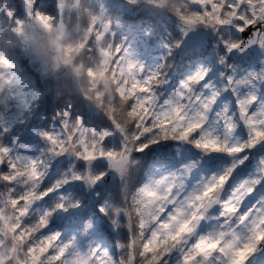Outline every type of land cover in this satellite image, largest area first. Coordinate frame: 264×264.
Returning <instances> with one entry per match:
<instances>
[{
    "label": "snow or ice",
    "instance_id": "6c2138e0",
    "mask_svg": "<svg viewBox=\"0 0 264 264\" xmlns=\"http://www.w3.org/2000/svg\"><path fill=\"white\" fill-rule=\"evenodd\" d=\"M165 2L171 3L172 0H151L150 5L146 3L142 5L141 0H125L129 12L135 11L140 15L156 18L176 17L180 23V36L171 43L164 45L168 49L169 55H171L172 50L184 46L188 47L192 55H195L197 48L201 46L206 47L210 44L216 49L218 63L225 68V71L220 73V76L225 80V90H230L237 96L234 101V108L238 109V115L225 113L223 119L218 120L215 131L209 128L206 121L211 118L210 109H213V103L219 95V91L200 95L195 90L200 84H203L205 89L210 88L207 82L209 69L205 67L181 80L179 90L176 92L177 99L166 104L162 110H157L152 103H145L148 114L143 119L142 126L148 130L141 132L140 128L136 127V121L132 122V127L137 133L135 139L126 140L120 145V150L127 153V161L122 166L115 167L111 161H107L108 168L112 172V180L103 191L95 192L98 212L104 218L101 226L103 227L105 223L107 225L104 236L110 242L113 241L114 237L115 240L110 251L107 248L95 246L88 248L89 251H94L90 264H95L97 256L103 258L102 254L111 257L113 264H117L122 259L121 245L129 240L132 229L123 215L121 219L114 216V208L123 206L120 180L122 178L127 179L130 187L134 190L143 188L145 184L136 186L139 183L140 175L139 156L151 146L169 140L187 141L204 153H226L233 157V161L221 174L213 175L198 191L185 198H174L175 189L173 185L167 183V178L156 181L157 184L165 185V198L157 202L160 205L157 223L165 228L170 226L171 230H175L176 225L182 220L189 227L184 230L183 235L176 243L158 252L153 264H166V262L172 264L173 256L177 257L176 264H234V256L240 257V264H264V204L244 210L240 206L244 194L236 193L235 190L226 199L218 197L232 169L247 159V156L244 155L245 150L251 149L257 144L264 147V104H261L257 110V104L264 100V95H262L264 94V12L261 11V8H264V0H207V2L205 0H187L186 6L181 7V14L160 8V5ZM85 6L90 9V5L85 4ZM214 7L219 9L218 15L220 17V22L215 24L209 22L205 15V13H213ZM155 9H159V11H154ZM185 10L193 13L197 19L203 17V21L201 23L193 22L192 16L184 14ZM34 12H42L54 18L57 15H62L63 9L59 0H50L49 3H45L44 0H12L11 8L0 4V13L10 18L13 16H31ZM51 13H55V15ZM226 13L234 14L225 19ZM109 24L110 21H107L106 28H109ZM201 27L210 29L214 39L211 41L206 38L201 39L198 36ZM224 29L228 30L227 37L223 32ZM105 35L107 36L108 32ZM112 42L116 49L112 63L115 64L117 60L123 57L121 63L130 61L136 67L144 69L138 74L141 91L137 92L136 95L139 97L151 96L152 101L155 97L153 86L162 82L163 74L146 71L142 62H134L129 58V50L126 47L114 39ZM232 56L247 57L249 60L255 57L260 67L242 71L239 65L229 61V57ZM24 58L28 60L26 57ZM30 64L35 69L34 76L40 89V95L32 101V104L36 106L35 111L41 109L46 111L47 106L43 104V101L50 98L57 105L54 115L59 118L55 121V129L44 130L39 133V137L46 142V147L42 151L47 155L58 157L66 154L72 148L77 160L83 162V167L77 169L73 166V170L68 171L63 182L80 183L84 185L85 190H91L98 181L105 178L106 172L100 171L93 175L87 170L92 153L89 152L87 156L82 155L79 145L75 143L77 135H72V143L68 141L67 136L72 132V129L69 127L65 131L66 122H75L78 126L85 128H89L86 126L89 124L107 125L104 128L98 126L90 128L94 135H99L98 143L101 149L105 138L111 136L113 130L117 132L119 130L115 128L109 118L105 119L106 115H101L91 104L84 103L87 98H83V100L74 99L79 104L77 114H73L67 109L61 111L59 103L62 102L63 97H57L52 80L31 62ZM135 71L134 68L133 72L135 73ZM13 92L4 99V104L0 106V110L6 113L15 111ZM133 103L134 100L129 99L128 107ZM32 104L28 108L30 114L32 113ZM241 121L247 128V138L235 144L231 143L229 137L234 134L237 124ZM20 126V122L16 121L9 127L6 121L5 126L0 128V140L6 138L9 144L19 143L16 128ZM220 127L223 128V135L219 132ZM120 135L123 137L124 133H120ZM98 158H103L102 151ZM260 163L261 177H264V158L261 159ZM43 164V159L27 160L25 164L31 175L39 177L38 180L32 182V189L37 194L35 200H43L53 191V188L39 190L42 177L40 168ZM194 164L195 162L184 165V169H190ZM20 167L19 160L12 158V151L9 146L0 143V182L8 185V188L13 191L18 185L12 174L17 173ZM20 179L22 188H27L28 184L23 183L22 177ZM258 182L259 180L256 179L252 181V184ZM248 191H252L251 186L248 187ZM12 199L16 201L17 209L25 203L23 199L16 196H12ZM35 200L29 201L27 207L22 209L25 215L20 217V223L17 225L15 233L19 234L25 226L33 229V232L29 233V239L21 245L22 252L34 251L37 244L45 239L55 241L56 246L48 248L38 262V264H44L48 257L56 254L58 246L72 244L73 241L71 239L63 240L60 232L44 234L49 229L48 213L31 223L26 222L29 205ZM81 204L80 199H75L66 204L64 197H61L55 208L67 212L69 208H80ZM213 204L220 207L219 231L201 234L197 231V226L203 219L205 211ZM83 223L85 232L93 227L90 219ZM125 226L128 229L126 233L123 231ZM151 227H155V225ZM148 234L147 231L144 233L145 238ZM3 243L8 244L10 240H4ZM66 257L67 253L60 259L53 261L52 264H62ZM148 257L151 258V254H148ZM11 261L12 258L9 257L5 264H11Z\"/></svg>",
    "mask_w": 264,
    "mask_h": 264
},
{
    "label": "trees",
    "instance_id": "16d2710c",
    "mask_svg": "<svg viewBox=\"0 0 264 264\" xmlns=\"http://www.w3.org/2000/svg\"><path fill=\"white\" fill-rule=\"evenodd\" d=\"M44 2L49 3L50 0H44ZM124 3L125 0H59V4L63 9V14L57 15L54 18L42 12H34L31 16H13L11 18L0 13V54H2L9 63L16 66L17 71L22 77L29 79L39 95L40 89L38 87V81L34 76L35 69L32 68L30 62L52 80L57 97H63L62 102L59 103V109L61 111L67 109L71 113L77 114L79 104L78 101H74V99L79 98L83 100V98H87V101H84V103L91 104L101 115H106L107 117H105V119L109 118L115 128L118 129L120 133H124L122 137L119 132L113 130V134L105 138L102 149L98 143V134L94 135L92 133V135L84 139L81 138L80 141L78 140L79 137H77L75 143L79 145V150L82 155L87 156L89 152L92 153L87 170L93 175L100 171H105L104 163L101 161V158H98L101 151L103 156L106 154L117 156L122 153L120 150L121 144L125 143L126 140L132 141L135 139L137 133L132 127L133 121H136V127H139L141 132L148 130L144 129L142 126V121L148 112L142 105L137 104L133 92L121 89L120 86L113 83L106 85L98 81L100 75L103 74L100 73L99 70V49L106 44L109 36H113L112 39L116 42L131 41V38H133V40L136 39L139 43L144 41L145 44L140 46L145 45L147 48L149 47L152 49L154 47V49H156L157 54L161 56L159 72L163 74L162 82L159 85H154L157 92H160L162 89L167 91L172 82L174 83L186 69H189L198 62L210 64L212 68L211 71L218 67L216 66L218 62L217 51L210 44L206 47L201 46L197 48L195 55H192L189 49H174L171 55L168 54V49H166L164 45L166 43H171L180 36V23L176 17L156 18L140 15L135 11L129 12L127 10V5ZM145 3L150 5L151 0H143L141 4L143 5ZM0 4L7 5L8 8H11L12 0H0ZM85 4L90 5V9L87 8ZM186 4L187 0H172L171 3H162L160 8H166L169 12L181 14V7L186 6ZM122 8H126L124 11V18L114 19L116 20L114 22L119 25V28H116L114 25H112V28H107L105 31V33L108 32L107 36L105 33L98 35V28H96L95 25H90L91 17L97 14L100 15L98 10L102 11V18L106 19V14L115 13ZM154 11L158 12L159 9H155ZM51 14L55 15V13ZM184 14L192 16L193 22L201 23L203 21V17L197 19L193 13L187 10H185ZM232 14L226 13L224 18L228 19ZM218 22H220V20ZM44 31L47 42H42L43 48H45L43 53L46 54L45 58H42L38 57L27 48L30 46V38H33L36 34H44ZM223 32L227 37L228 30L224 29ZM207 34L208 33L205 35ZM82 35H84V37H82ZM139 35H143V39H141ZM206 39L209 40V38ZM159 44L160 47L158 48ZM111 48L114 49L112 41ZM220 52L222 54L221 50ZM56 62L68 63L70 65L65 75L61 77L56 76ZM95 75L98 78H96ZM1 88L3 87H0V102L2 94L5 95L6 93V90ZM129 99L134 100V103L130 107H128L127 104ZM43 104L47 106V110L41 109L40 111H35L36 106L34 105L31 114H34L36 117H32L30 120L28 118L31 117V114L29 111H25V117L23 116V119L28 121H19L21 126L17 128V134L21 133V139L31 138L26 128L28 123L41 120V118L38 119V117L52 119L46 126L42 125L46 130H51V123L56 125L55 121L58 119V117L54 115L57 109L56 103L52 102L49 98L45 99ZM0 106H2L1 103ZM69 106L70 109L68 108ZM69 123L73 124L70 126L72 132L68 134L67 139L72 143L71 135L73 133L77 135L75 128H73L76 123L71 121H69ZM88 126H98L99 128L107 127L105 124H89ZM19 130L20 132L18 133ZM65 131H67V128ZM38 135L39 134L34 137L40 139ZM179 142L180 141L172 140L161 142L160 144L151 146L139 156L140 175L139 183L136 186L144 182L147 169L152 163L164 162L174 164L177 159H181L186 155L182 149L178 148L177 145ZM0 143L9 145L6 138L0 140ZM39 144L40 150L46 147V143L43 140H39ZM189 145L187 150L192 151L194 145ZM69 151L72 152L71 155L65 158L59 156L56 158V161L54 160V162L50 164L47 161L49 156L44 151H41L39 156L35 155V160H44V164L40 168L42 177L39 190L42 191L46 188H53V191L43 198L42 203L39 204L37 208L29 207L26 222L31 223L40 216L45 215V213H48L49 229L47 233H44L45 235L55 229H77L83 238V244L90 240L94 242L100 239L110 251L115 237L113 241L110 242L104 236V232L107 231V225L105 223L103 227L101 226L104 218L98 212V201L95 196V192L103 191L106 185H100L98 181L93 189L85 190L83 184L62 182L68 175V171L73 170V166L77 169L83 167V162L77 160L74 156V150L70 148ZM95 158L98 159L94 160ZM19 164L21 165L20 162ZM28 173L27 168L22 165L17 170V173H14V179L18 185L14 191L8 188V185L0 182V208H2L4 204H7L8 207H10V211L8 210L9 208L5 211L6 217L9 218L14 215L11 220L14 224L12 233L6 240L11 239V241L18 244L17 260L19 262H26L29 260L26 264H37L35 259L39 262L43 253L46 252L48 248L55 247L56 243L54 240H48L47 242L43 240L37 244L34 251L29 250L22 252L21 250V245L29 239V233L33 232V229L25 226L19 234L15 233V229L20 223V217L25 215L22 209L26 208V206L22 204L20 208L17 209L16 201L12 199V196L22 199L25 194L27 198L37 195L32 187L22 188V181L20 178L21 176H27ZM16 177L19 178L16 179ZM38 179L39 177L36 180ZM60 181L62 183H60ZM23 183L25 182L23 181ZM27 190L29 194L26 193ZM120 193L123 206H116L114 208V216L117 219H121L123 215L132 230L129 240L121 245L122 259L119 260L117 264H126L129 255L132 256L131 264H153L158 252L170 245L166 243L165 247H155V249L152 250L144 248V230H140L138 226L134 202L136 189H132L129 181L122 178L120 180ZM61 197H64V202L66 204L75 199H80L82 202L81 207L77 209L69 208L67 212L56 209L55 205L60 202ZM120 215L121 217H119ZM89 219L92 221L93 227L85 232L83 222ZM82 229L84 230L83 233L81 232ZM123 231L125 233L128 231L126 226L123 228ZM4 240L5 239L0 235V245H2L0 246V264H5V262L8 261L6 257L9 255V247H11L10 243L4 244ZM36 254L37 258L35 257ZM148 254H151V258L148 257ZM61 256L63 255L59 253L58 246L56 254L48 257L44 264H52L53 261L60 259Z\"/></svg>",
    "mask_w": 264,
    "mask_h": 264
},
{
    "label": "rangeland",
    "instance_id": "374dc122",
    "mask_svg": "<svg viewBox=\"0 0 264 264\" xmlns=\"http://www.w3.org/2000/svg\"><path fill=\"white\" fill-rule=\"evenodd\" d=\"M143 0H141V3ZM207 2V0H205ZM125 4V3H124ZM126 8H122L117 10L115 13L106 14V19L102 18V11L98 10L100 15H93L91 17L90 25H95L98 28V35L105 33L106 31V23L110 21L109 27L119 28V25L114 22L115 18H124V11ZM261 11L264 12V8H261ZM104 13V12H103ZM219 9L214 7L213 13H205L209 22L211 23H219L220 17L218 15ZM232 14V13H230ZM233 15V14H232ZM231 15V16H232ZM230 16V17H231ZM229 17V18H230ZM144 29V28H142ZM145 30V29H144ZM204 37L209 38L211 41L213 39L212 33L210 29H204ZM208 33L207 35H205ZM84 37V35H82ZM141 39H143V35H139ZM113 36H109L107 38L106 44L99 49V64H100V73H103L98 78V81L110 85L111 83L120 86L121 89L129 90L135 94V98L137 104L142 105L144 109L145 103H152L153 106L157 110H162L166 104L172 103L176 97V92L179 90L180 81L185 79L187 76L193 74L198 71L200 68L205 67L208 68L207 74V82L210 85L209 89H205L203 84H200L196 87V91L200 95L210 94L211 91H219V95L213 103V109H210L211 118L206 121L209 128L212 130L217 129L218 120H222L225 113L232 115L233 113H238V109L234 108V101L237 99V96L233 94L230 90H225V80L220 76L222 71H225V68L221 66L218 62L216 64V68L214 71H211L210 64L202 62V64H196L192 68L190 67L186 71L183 72L181 77L176 81L172 82L169 85V89L166 91L162 89L160 92H157V89L154 87L155 97L151 101V96L148 97H139L136 95L137 92L141 91V82L138 79V74L144 69L136 67V65L130 61L121 63V60L124 58L121 57L120 60H117L115 64L112 63V57L115 55L116 49L111 48V41ZM131 41H125L124 44L121 43L124 47L129 50V58L134 62H142L146 71L159 72V67L161 63V56L157 54L156 49L154 47L147 48L144 41L139 43L136 39H130ZM46 43V34H36L33 38H30V46L29 50L32 53L36 54L38 57L45 58V48H41L39 43ZM160 44L158 45V48ZM222 51V49H221ZM230 62H234L235 64L240 66V69L243 71L245 69H258L260 64L258 60L254 57L249 60L247 57H239L232 56L229 57ZM0 87L1 89H5V95L1 96V104H4V99L12 94L15 96V111L11 113H6L4 111L0 113V127L5 126V122L9 127L16 121H28L23 119L25 111H28L29 105L32 104V101L35 100L39 93L30 83L29 79H25L21 76V74L17 71L16 66L12 63H9L2 54H0ZM59 66V62H56L55 66ZM136 69L135 73L133 69ZM211 71V72H210ZM89 72V69H88ZM219 81V83L217 82ZM222 81V82H221ZM221 82V83H220ZM165 88V87H164ZM239 91V88H238ZM259 91V88H257ZM3 92V91H2ZM163 93V94H162ZM264 95V94H262ZM261 104H264V100H261L260 103L257 104V110H259ZM34 104H32V112H33ZM70 109V106L68 107ZM147 110V109H146ZM219 114V115H218ZM24 116V117H23ZM32 117H36L34 114H31V117L28 119H32ZM37 121H33L28 123L26 130H28L29 134L32 135L33 132L39 134L41 131L46 130L42 125L46 126L49 124L52 119H45L44 117H38ZM59 119V118H58ZM73 123L66 122L65 129L69 128ZM74 126V125H73ZM89 128H85L82 126H78L77 124L73 127L76 130L77 137H79V141L81 138H85L89 135H92L90 130V126L86 125ZM25 127V126H24ZM56 128V125L51 123L50 129L53 130ZM50 130V131H51ZM59 131V129H56ZM20 130L18 131V133ZM219 132L223 135V128L220 127ZM17 134V128H16ZM21 134V133H20ZM20 134H17L19 137V143L13 144L12 149V158L18 159L25 166L27 160L35 159V155H40V144L37 138H30L27 141L21 139ZM74 135V133L72 134ZM71 135V136H72ZM39 136V135H38ZM247 138V128L246 131H243L239 127V123L237 124L236 129L234 130V134L229 137L231 143H238ZM72 140V137H71ZM45 142V141H44ZM46 143V142H45ZM82 144V143H81ZM178 148L182 149L186 155L183 158L177 159L179 161L177 164L168 165L167 163H158V165H152L148 169L147 177L141 185L145 186L141 189H136L135 196V206L137 213V221L140 230L146 229L149 233L147 238L143 239V246L146 249H155V247H165V244L173 245L176 243L181 236L183 235L184 230H186L189 225L185 224L182 220L179 224L176 225L175 230H171L170 226L165 228L161 224L157 223V216L159 214L158 209L160 205L157 203L165 198L164 184H157L156 181L161 178H167V183L173 185L174 198L181 197L185 198L188 195L199 190L202 185L207 182L213 175L221 174L228 166L232 164L233 157L229 156L226 153H204L202 150L197 149L195 146L192 147L191 150H187L190 146L187 141H180L177 145ZM11 149V145H9ZM24 148V149H22ZM176 148V149H178ZM264 148V147H263ZM263 148L257 149H247L245 150L244 155L247 156V159L244 160L243 163L236 165L231 171L224 184V188L220 194V198L226 199L230 194H233L234 190L236 193H243V198L241 200L240 206L244 210H248L253 206H260L264 204V177H261V159L264 158V150ZM179 150V149H178ZM262 150V151H261ZM87 152V151H86ZM72 152L68 151L66 154L61 155L62 158L71 155ZM123 154V153H122ZM47 161L49 164L51 162L56 161L57 157H53L48 155ZM59 157V156H58ZM195 162L194 166L190 169L185 170L184 165L192 164ZM14 174H12L13 176ZM23 178L24 184H28V187H32V182L36 181L37 176L31 175L28 173L26 176H21ZM19 177H16V179ZM258 179L259 182L256 184H252L253 180ZM64 180H62L63 182ZM60 181V183H62ZM138 185L137 187L141 186ZM252 187V191H248V187ZM21 188V187H20ZM28 193V190L26 191ZM29 194V193H28ZM25 201L27 199L26 194L22 197ZM5 206V204H4ZM0 208V235L3 239L9 238L12 233V227L14 224L11 222V217L7 218L5 211L6 207ZM10 211V207L8 209ZM220 207L219 205L214 206L211 209H207L205 211L204 217L197 226V231L201 234H207L209 232L219 231L220 228ZM155 225V227H151ZM159 229V231H158ZM145 232H143L144 235ZM145 236V235H144ZM177 237L178 239L174 240ZM63 240H72V244H66L59 246V252L63 256L67 253L66 259L63 261V264H90V260L92 255H94V251H89L90 247H99V248H107V246H103V243L100 245H96L92 243L91 240L86 242V247L82 249L81 247V239L79 233L76 230L69 231L64 237H61ZM10 240L9 247V255L6 257L7 260L9 257L12 258L11 264H26V262H19L17 260L18 244L14 241ZM168 245V246H169ZM103 258L100 256L96 257L95 264H113L111 257L107 255H103ZM37 258V254L35 255ZM131 258L129 255L128 259ZM127 259V260H128ZM38 264L37 260L35 259ZM130 261V260H129ZM177 257L173 256L172 264H176ZM234 264H240V257H233ZM167 264V263H166Z\"/></svg>",
    "mask_w": 264,
    "mask_h": 264
},
{
    "label": "water",
    "instance_id": "95a60500",
    "mask_svg": "<svg viewBox=\"0 0 264 264\" xmlns=\"http://www.w3.org/2000/svg\"><path fill=\"white\" fill-rule=\"evenodd\" d=\"M198 36L202 39L203 37V30L202 28L199 29L198 31ZM183 49H187L188 47L187 46H184V47H181ZM68 67L69 65L68 64H60L59 66L56 67V74L58 76H62L67 70H68ZM240 125L243 129H245V125L243 124V122L241 121L240 122ZM257 146H261L260 144H258ZM104 161V163L106 164V167H107V170H106V176L105 178H102L100 183L101 184H108L109 182H111L112 180V172L111 170L108 168V162L107 161H111L112 162V165L115 167V166H122L124 162L127 161V157L125 155H122L120 156L117 160H115L114 158H112L111 156H106L104 157V159H102ZM223 189V187H222ZM222 189L220 190L219 194H218V197H220V193L222 191ZM215 205L217 204H213L211 205L209 208H212L214 207Z\"/></svg>",
    "mask_w": 264,
    "mask_h": 264
}]
</instances>
